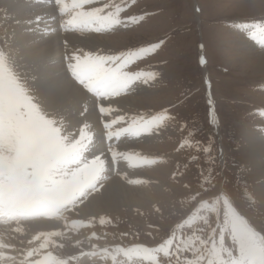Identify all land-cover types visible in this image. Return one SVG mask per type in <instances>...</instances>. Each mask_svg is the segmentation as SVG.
Returning <instances> with one entry per match:
<instances>
[{
  "label": "rangeland",
  "instance_id": "rangeland-1",
  "mask_svg": "<svg viewBox=\"0 0 264 264\" xmlns=\"http://www.w3.org/2000/svg\"><path fill=\"white\" fill-rule=\"evenodd\" d=\"M33 1L23 0L30 7ZM9 2L0 0V113L13 123L16 144H0V173L22 172L30 186L38 178L36 161L56 162L65 146L58 135L63 118L47 108L42 98L45 91L27 72V64L31 65L27 62L21 67L11 50L10 35L13 40L14 36L3 17L8 10L4 4ZM88 5V13L93 14L77 18L82 27L76 29L79 23H75L59 37L67 40L68 35L82 34L92 49L87 44L90 39L101 43L114 39H108L109 45H99L95 53H78L68 40L64 42L66 75L80 86L82 100L88 94H102L104 102L94 111L82 107L79 114L74 113V120L93 116L104 126L114 121L113 134H105L112 147L110 154L117 160L114 167H129L135 157L143 158L144 165L137 169L146 172L145 187L152 189L148 181L153 180L162 188L142 206L96 216H81L77 210L95 193L78 208L75 204L82 196L69 199L73 205L60 218V226L36 234L18 264H264V167L251 148L254 137L264 139V43H260L264 0H89ZM110 9L118 19L129 20L126 27L99 24L97 28L93 20L103 19ZM251 52L257 54L251 56ZM136 59L139 68H134ZM93 60L104 61L94 65ZM105 60L117 63L116 81L112 78L115 69H104ZM94 74H98L93 80L96 85L86 86ZM206 79L215 102L208 100ZM117 93L120 100L132 99L121 116L120 104L109 110ZM2 119L0 130L4 129ZM84 131L88 136L93 130ZM95 146L90 145V150ZM122 178L125 185L135 184V180ZM228 184L235 189L227 192ZM200 185L205 187L202 194L197 189ZM222 187L226 190L220 191ZM203 195L211 202H199ZM97 234L121 250L111 257L104 248L106 241L98 243ZM1 235L0 247L13 249L14 237L4 238V231ZM137 241L168 251V257L160 263L162 253L157 258L154 247ZM10 259L7 255L0 264Z\"/></svg>",
  "mask_w": 264,
  "mask_h": 264
},
{
  "label": "bare ground",
  "instance_id": "bare-ground-1",
  "mask_svg": "<svg viewBox=\"0 0 264 264\" xmlns=\"http://www.w3.org/2000/svg\"><path fill=\"white\" fill-rule=\"evenodd\" d=\"M8 1H10V2L4 4L8 8V10L6 11V15L3 17H5V19H6L5 21H6V24L8 25L7 28H9L12 31L13 36H14V40H13L11 38V35L9 34L10 35V42L13 43L11 50H12L13 54H15L14 56L18 57V60L20 61L21 67L24 68V66H26L27 62L31 65V66H29L27 64V67H28L27 72H28L30 77H32L34 80H36L38 82V84L41 86L40 89L45 91L44 96H42V98H43L47 108H50L51 112H53L55 114V116L63 118L61 128H59L60 129L59 131L61 133H58V135H60L59 137L61 138L62 142L65 143V146H63V148L61 149V151H59V153L57 155L56 162L53 160L54 163H49V162L42 160V159L36 161L37 170H38L36 177H38V178L36 181L34 180L35 182L30 184V186L28 183L26 189H22L23 184L28 182L24 178V176H22V172H21V174H19V173L16 174V173H13L10 171H9V173H7V172L4 174L0 173V187H1L0 193L3 195V199L1 200V206L4 207V209L9 214H11V216H12V220H9V221L3 220L2 221L3 223H5L7 225V228L1 229L0 233H1V231L2 232L4 231L5 232L4 238H13L14 237L13 240L16 241L13 249L10 248L11 251L9 249L0 247V251H1L0 260L6 259L7 255H9L11 259H10V261L7 262V264H18L19 256L22 254V252L24 251L26 246L28 247V242L36 234L43 233V232L48 233L50 231L57 229L58 226H60V224H61L60 218H62L64 216V211L70 205H73L69 201V199H73V198L77 199V196L81 195L83 200L82 201L77 200L76 204H75L76 208H78L82 203L86 202V200L88 199L89 196H91L92 194L95 193L92 197H90V199L85 204H83L77 210L79 211V214H81V216H96L100 213H104V212H108V211H120L121 209H125V208L131 210L135 207H139V206H142L146 203H149V200L152 198V194L154 195L155 193H157V192H155V190L162 188V184L159 183L157 185L156 181H153V180L148 181L151 183L150 185L152 186V189H147L148 187L147 188L145 187V184L147 183L146 172H143L140 169L129 168L125 165H124L125 167L121 168L119 170V172H113L114 169L112 168L111 164H109V163L102 164L103 154L100 153V150H101L100 146H97L92 151H90V145L92 146V144L96 143L92 139L95 138V140H96L98 138L101 139V137L103 138L104 133L101 134V131H103V132L107 131V130L109 131V127L112 126V124H114V121H109L108 125L104 126L102 122H100V123L96 122L94 117L88 119V116H87V119L80 118L77 121L78 122L77 123L75 121L77 118L74 120L73 115H75L74 113L77 114V112L80 109H82L80 103L82 100L83 91L81 90L80 86L79 87L77 86L78 83L77 84L73 83V81H71L67 77V75L65 73L66 69L64 67V64H62L58 60L56 62L52 63L55 58L63 56L65 51H64V45L62 43H64L67 40L74 46V49L78 53L80 51L94 52L95 53L96 51H98L100 49L99 45H103V46L109 45L108 39L110 40L111 37L108 39L105 38V41H103L102 43L101 42H94V40L92 41L90 39L87 42V44L93 45V49H92V47L88 48L86 46V37H84L82 34L68 35L67 40H62L59 37V36H61L60 33L49 34V35H47V37H43L39 34H33L32 35V34H30V32H28L29 31V29L27 27L28 25L27 24H26L27 26L24 25V22L29 19V14L31 12L32 7L27 6L26 2L24 3L23 0H18V1L8 0ZM83 1L87 2V0H83ZM86 7H88V6L86 5ZM89 9H91V8H89ZM114 11H116V10H114ZM111 12H112V10L110 12H106L103 19H94L93 20L97 24V28H100V27H98L99 24H106L108 26L113 25L112 28H114V29L119 28V27H126L129 20L118 19L119 17L117 18L115 15L113 16ZM89 14H93V13H89ZM100 14H99V16H100ZM87 15H88V13L84 14L82 16L85 18ZM12 16H13V18H12ZM88 18H90V17H88ZM36 19H39V18L36 17ZM77 23H79V22H77ZM103 27H104V25H103ZM106 29L107 28H104V30H106ZM97 38H99V37H97ZM115 38H117V37H115ZM112 39H114V38H111V40ZM261 41L264 42V37L261 38ZM260 43H262V42H260ZM107 48H109V47H107ZM250 51H252V50H250ZM106 52H107V50H106ZM255 54H257V52L256 53L251 52L250 55L252 56ZM78 55H75V56H78ZM260 56H261V54H260ZM262 56H264V54H262ZM28 58H29V61H27ZM74 58L72 57V60L77 59V58H75V59ZM89 58H91V55ZM92 58H94L93 55H92ZM79 59L80 58L78 56L77 60H79ZM83 59H84V56H83ZM91 59H90V61H91ZM108 59H109V57H108ZM112 59H113V57H112ZM84 61H85V59H84ZM78 63H76V64H78ZM81 63H83V62H81ZM83 65H85V64H83ZM114 65H115V69L117 70V64H114ZM95 68H96V66H95ZM83 69H84V67H83ZM36 70H38V73H32L33 71H36ZM99 70H100V68H99ZM117 76H118V72L116 71L114 74V80L117 78ZM124 77H127V76H124ZM101 80H102V78H101ZM115 81H113V82H115ZM113 82H112V84H113ZM107 86H108V83H107ZM107 86L105 88H108ZM109 87H110V85H109ZM86 88H88V87H86ZM40 89H39V91H42ZM117 89H118V87H117ZM117 89H115V90H117ZM108 94L110 95V93H108ZM117 94H118V97L116 99H114L116 102L111 101L112 104H111V107L109 110H111L112 105H113V107H117L120 104V107H118L117 109L119 110L120 116H121V115L126 114L124 107L126 106V104H128L129 99L125 98V100H123V99L120 100V94L119 93H117ZM129 94H131V93H129ZM111 95H110V97H111ZM84 98H85V96H84ZM107 100H108V98H107ZM131 100L129 102H131ZM103 106H106V103ZM122 109H123V111H122ZM83 111H84V109H83ZM51 112H50V114H51ZM88 112H90V111H88ZM79 113H80V111L78 112V114ZM85 113H87V112H85ZM85 113H83V114H85ZM91 115H93V114H91ZM131 115H133V114H131ZM108 116L105 117V120H108L107 119ZM0 117H3L2 120L4 122V129L0 130V142L7 141L6 144H13V145L16 144L15 143L16 140L14 139L13 124L10 121V118L6 115L3 116L1 113H0ZM97 117H98V115H97ZM117 117H119V116H117ZM100 119H102V117ZM111 119H113V118H111ZM64 122H66V123H64ZM127 124H129V123H127ZM149 125H151V123H149ZM91 128L93 131H90ZM121 128L123 130H125L126 124H123L121 126ZM85 129L90 131V134H92L91 137L87 136V134L84 131ZM128 131H130V129ZM64 132L66 133L65 137H64ZM109 132L112 133V131H109ZM125 134H127V132ZM17 136H18V134H17ZM157 138H159V137H157ZM17 140L19 141V138ZM30 142H31V140H30ZM116 142H117V140H116ZM32 143L33 142H31V144ZM97 143H99V142H97ZM251 144H252L251 148L253 147V150H254L253 153H254L255 158L257 160L261 159L262 160L261 164L264 167V139L254 137ZM25 146L26 145H24V147ZM31 146H33V145H31ZM20 147H21V145H20ZM97 150L99 151V155L94 156L93 153H94V151H97ZM119 151H121V149ZM56 154H57V152H56ZM90 157H96V162L86 165V161ZM80 161H81V163L79 166L78 163ZM138 164H141V162H138ZM0 167H3V164L0 163ZM247 167H248V165H247ZM110 168L113 169L112 172L108 171ZM113 173H116L120 176L119 177L118 176H111ZM122 177H124V178L127 177L129 180H135V184L134 183H133V185L123 184V178ZM105 183H106V185H105ZM96 187H98V189H96ZM49 188H51V189H49ZM263 188H264V185H263ZM78 198H80V197H78ZM10 229H11V231H10ZM1 237H2V235H1ZM56 243H58V242H56ZM1 245H2V242H1ZM4 249H6V250H4Z\"/></svg>",
  "mask_w": 264,
  "mask_h": 264
},
{
  "label": "trees",
  "instance_id": "trees-1",
  "mask_svg": "<svg viewBox=\"0 0 264 264\" xmlns=\"http://www.w3.org/2000/svg\"><path fill=\"white\" fill-rule=\"evenodd\" d=\"M202 123H204V121H203ZM202 123H201V124H202Z\"/></svg>",
  "mask_w": 264,
  "mask_h": 264
}]
</instances>
